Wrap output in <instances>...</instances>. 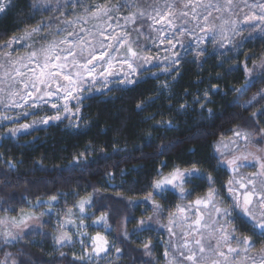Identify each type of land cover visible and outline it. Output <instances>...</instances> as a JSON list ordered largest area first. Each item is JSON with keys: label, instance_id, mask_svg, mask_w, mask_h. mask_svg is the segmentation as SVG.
<instances>
[{"label": "trees", "instance_id": "1", "mask_svg": "<svg viewBox=\"0 0 264 264\" xmlns=\"http://www.w3.org/2000/svg\"><path fill=\"white\" fill-rule=\"evenodd\" d=\"M46 15L38 0H9L0 13V46ZM239 43L236 51L182 54L168 70L139 69L133 84L90 93L76 115L17 137L0 124V264H168L170 253L178 256L169 214L203 198L208 176L216 200L226 199L232 173L223 144L233 130L264 136V35ZM193 167L203 178L185 184L189 195L153 191L174 168ZM25 214L38 218L40 229L6 242L12 230L5 219ZM233 226L251 237L249 250L264 247L247 216L235 215ZM97 234L109 240L107 255L93 253ZM62 237L70 240L58 242Z\"/></svg>", "mask_w": 264, "mask_h": 264}, {"label": "snow or ice", "instance_id": "2", "mask_svg": "<svg viewBox=\"0 0 264 264\" xmlns=\"http://www.w3.org/2000/svg\"><path fill=\"white\" fill-rule=\"evenodd\" d=\"M44 2L48 3L50 0H44ZM74 3L79 4L80 0H74ZM232 4L233 0H225L224 4H214L212 0H173L172 3L164 0L163 4L160 3V0H152L151 3H147V0H145L144 4L141 5L131 3L129 0H123V2H119L118 0L116 4H112L111 0H105L103 4H94L89 8H85L86 16L64 21L65 27L57 28L54 35H58L61 32H65L66 35L62 39H53L51 41L48 40V33L45 32L43 22H41V24L32 27L31 31L25 32L23 37H13L8 43L2 45L3 48H10L13 42L31 39L34 34H41L39 40L35 41L34 44L28 45L30 51L27 55L18 57L16 61V63L21 64L24 71L21 68L15 67V63L12 64V71H5L4 77L10 81L7 85L9 90L17 85L21 86L16 91H10V95L19 96L20 100L24 101L25 104L31 100L32 107H38L41 102L48 103L51 101V98L57 97L65 101L63 111L69 112L70 109L67 101L76 100L79 104L82 102L81 92L90 90V87L95 85L99 77H103L106 82L108 77L115 74L113 61L120 58L121 49L124 51L119 62L127 65L130 73H135L138 67H143L142 64H137L134 67L135 61L151 62L152 58L142 56L141 52L133 47L134 43L139 46V41L131 40V33L126 30L128 24L137 25L145 19L150 20L151 24L148 27L152 32L159 34L161 43L166 41L171 48H174L175 44L173 40L180 43L177 39V33L183 35L191 31L188 28L189 23L195 22V27L200 28L201 31H211L214 26L208 25L207 27H203L201 26V21L207 24L213 10L216 12L230 11ZM258 6L261 8L262 14L257 16L253 13L251 16H246L245 21H264V3ZM5 7L6 5L0 2V12H3ZM122 9H128V14L124 16L114 15L120 13ZM89 19L103 20L107 23V27L94 25L93 28L95 30H90L83 26L88 23ZM113 20L116 21L117 28L123 32V35L118 34L116 28H112L111 22ZM120 20H123L124 24H120ZM177 20L181 21L179 25L176 23ZM227 23L228 21L225 20L224 24ZM235 23V21L232 22L234 30ZM156 25H161V28H156ZM70 26H79V30L73 27V30L68 31L67 29ZM142 26L141 24L140 27H136L134 30L138 34H143L140 30ZM109 28L112 29V33L108 32ZM169 31L171 35H169ZM221 31H223V25H221ZM260 31L264 32V28L260 29ZM237 34H239V31H237ZM149 38L151 39L152 37L149 36ZM40 40H44L46 43L42 44L39 48L35 47V43H39ZM112 41H115V43H112ZM97 43L99 47H97ZM5 55L6 57H11V53H5ZM25 60L28 63H23ZM9 62L11 63L10 59ZM171 62H178L175 54H173ZM0 67H3V65H0ZM258 67L264 69V61ZM246 71L249 75L251 74V70L246 68ZM127 77L128 74L126 73L125 79L127 82L134 83V81ZM86 84L89 85L88 89L84 87ZM3 91L4 89L0 88V92ZM12 106L23 107L22 104L15 101ZM51 106L57 109L58 112L60 111L56 103H52ZM255 115L253 113V116ZM50 119L60 120L61 116L48 117L41 122L46 124ZM22 127L28 128L30 125H22ZM19 130L13 129L12 132L15 134ZM261 131L264 132V130ZM233 135L237 138L233 143L237 141L250 142V133L242 130H233ZM256 143H264V136H261ZM257 151H264V149L258 148ZM249 157L252 158L255 165H258L259 171L247 177V183L243 181L229 182L228 192L232 194L233 198L231 209L216 207L217 192L211 187V176L207 177L209 191L203 198H197L188 206H177L181 216H174L170 219L169 232L173 235L175 234L173 233L172 225L175 224L176 220H180L181 225L187 224V231L184 232V235L186 237L192 236L198 238H193L190 241L184 240L182 244L183 250L177 249L178 256L173 257L170 264H264V249L261 250V254L258 257L247 255L249 249L254 247L251 237H237L234 228L231 232L224 226L217 228L215 227L216 221H213L210 225L205 221L204 215L200 212V206L204 208L212 206L218 215L222 214L224 217H231L232 212L239 209L244 216L249 218L253 226V234L264 236V211H261V218L258 219L253 214L251 208L255 199L256 203L264 209V188L257 190L254 179L255 176L264 175V158L254 153L246 152L240 156H234L233 159L227 161V164L235 171L241 166L239 161H247ZM193 178H203L199 169L195 167L185 170L174 168L167 176H163L154 182L153 191L159 195L166 191L179 189L181 198H184L186 195H189L185 190V184ZM236 183L239 184L240 188L245 189L242 194V201L240 195L236 193L235 188L232 186ZM248 185H251V188ZM52 199H55V197ZM90 203L91 200L81 201L79 204L80 211L83 212L85 205ZM154 210L157 212L161 211V206L155 204ZM190 211L193 212L194 218L186 215ZM104 219V217L100 218L101 221ZM149 220H151V217H149ZM228 222L231 223L230 220ZM146 223L144 220L140 221L142 226ZM20 224H24V221H20V223L13 222L15 227H20ZM202 229L209 231L207 238L204 236ZM3 235L7 242L9 238L12 240L17 239L19 234L13 235L12 232L7 231ZM66 239L70 240L68 237H62L58 242H63ZM233 242L236 245L235 247H233ZM92 247L93 253L99 256L100 253L108 251V241L97 234L92 240ZM144 248L147 251L149 244H145ZM116 251L119 253L121 250L117 248ZM241 254L244 255V259L238 260ZM165 255H168L167 251ZM13 264H15V261H13Z\"/></svg>", "mask_w": 264, "mask_h": 264}, {"label": "rangeland", "instance_id": "3", "mask_svg": "<svg viewBox=\"0 0 264 264\" xmlns=\"http://www.w3.org/2000/svg\"><path fill=\"white\" fill-rule=\"evenodd\" d=\"M8 1L9 0H0V2H3L5 5H7ZM104 2L105 0H80L79 4H75L74 0H50V2L48 3H45L44 0H38V6H41L49 12V15H46L42 20L44 30L46 33H48V40L51 41L53 39H62L63 36L66 35L65 32H61L58 35L54 34L56 33L57 28L65 27L64 21L75 20L77 17L86 16L87 14L84 11L85 8H89L91 5L94 4H103ZM120 2H123V0ZM129 2L141 5L144 4L145 0H129ZM151 2L152 0H147V3ZM163 2L164 0H160L161 4H163ZM168 2L172 3L173 0H168ZM212 2L214 4H224L225 0H212ZM111 3L116 4L117 2L111 0ZM261 3H264V0H233V4L231 6L230 11L216 12L213 10L212 16L209 17V21L207 22V24L201 21V26L203 27H207L208 25L214 26L211 31H201L200 28L195 27V22H191L188 25V28L191 30L189 33H185L183 35L177 33V39L180 41V43H177L176 40H173V43L175 44L174 48H171L166 41L161 43V38L159 37V34L157 32H152L149 29L148 25L151 24L150 20L145 19L137 25L128 24L126 26V30L131 33V40L139 41V46L134 43L133 47L136 48L137 51H140L142 56L152 58L151 62L144 63L143 61H135L134 67L137 64H142L143 67H138L135 73H130L129 69L127 68V65H123L119 62V59L122 58V54L124 51L123 49H121L120 58L113 61L115 74L113 76L108 77L106 82L104 81L103 77H99L95 85H92L90 87V90H86L80 93L82 100L88 94L96 91L107 90L116 87L119 84H133L128 83L125 79L126 73L128 74L127 78L134 81V78L138 73L139 69H171V67L175 66L176 64L171 62L173 54H175V57L178 60L182 54L187 53L202 54L211 50L225 51L228 48H230V51H236L241 47V43L239 42L243 37L264 35V32L260 31V29L264 28V21H245V17L251 16L253 13H255L257 16L262 14V10L258 6ZM128 11V9H122L120 13H116L114 15L124 16L128 14ZM225 20L228 21L227 24H224ZM233 21L236 22L235 30L232 24ZM119 23L124 24V21L120 20ZM176 23L179 25L181 21L177 20ZM111 24L112 28H116L118 34L123 35V32H121L120 29L117 28L115 20H113ZM141 24L143 26L140 28V30L143 34H138L134 29L136 27H140ZM94 25L107 27V23L105 21L95 19H89L88 23L83 26L90 30H95L93 28ZM221 25H223V31H221ZM73 27H75L76 30H79V26H70L67 30L71 31L73 30ZM155 27L161 28V25H156ZM237 31H239V34H237ZM108 32L112 33V29L109 28ZM24 34L19 37H23ZM40 35L41 34L39 33L34 34L31 39L13 42L10 48H3L2 45L0 46V65H3V67H0V88L4 89L3 92H0V124L2 126H6V128L9 129L12 135L15 137L19 136L20 134H24L31 130H34L38 127H45L51 123L63 120L66 117L76 115L79 106L76 100H69L67 101V103L70 111L65 112L63 111V104L65 103V101H63L62 99H58L57 97H53L48 103L41 102L38 107H32L31 100H29L28 103L25 104L24 101L20 100L19 96L10 95V91H16L21 86L17 85L13 89L9 90L7 85L10 83V81L5 79L4 73L5 71H12L13 63H15V67L21 68V70L24 71V69L21 67V64L16 63V61L18 57L27 55V53L30 51L28 45L34 44L35 41L39 40ZM169 35H171L170 31ZM149 36H151L152 38L150 39ZM45 43L46 41L40 40L39 43H35V47L39 48L42 44ZM112 43H115V41H112ZM182 44L183 46H181ZM97 47H99L98 43ZM5 53H11V57H6ZM9 59L11 60V63L9 62ZM23 63L28 62L25 60L23 61ZM97 71H99V69H97ZM17 79H19V77H17ZM84 87L85 89H88L89 85L86 84L84 85ZM14 101L22 104L23 107L12 106ZM52 103H56L58 105L60 109L59 112L57 111V109L52 108ZM55 115H60L61 119H50L46 124L41 122L43 119L53 117ZM22 125H30V127L23 128ZM13 129L20 130L16 131L15 134H13ZM236 139L237 138L234 136L233 138H231L230 141H227L223 144L224 148L222 152L224 153L226 165H228L227 161L233 159L234 156H240L246 152H251L264 158V151H257L259 146L254 145L252 143V141L257 140L256 138L250 137L249 143H245L244 141H237L236 143H233V141H236ZM239 163L241 166L235 171H233V169L230 167V171L232 173V178L230 179V181H243L244 183H247L246 178L254 173H257L259 171V167L258 165H255V162L252 160L251 157H249L247 161L241 160L239 161ZM254 179L257 190H261L262 188H264V175L255 176ZM229 186L230 185L228 184L226 193L227 197L226 199H223L224 202L221 200H215L216 207H219L221 209H231V206L233 204V198L232 194L228 192ZM232 186L235 188L236 193L240 195V199L242 201V194L245 189L240 188L238 183L233 184ZM248 187L251 188V185H248ZM251 208L253 210V214L258 219H260L261 211H264V209H262L260 205L256 203L255 199L253 204L251 205ZM193 211H195V209H193ZM200 212L204 215V219L208 224L211 225L213 221H216L217 223L215 224V227L219 228L221 226H224L229 232H231L233 228L235 229V227L233 226L234 216L238 214L242 215L240 210L237 209L236 211L232 212L231 217H224L222 214L218 215L217 213H215L212 206H209L207 208L200 206ZM186 215L190 218H194L192 211L187 212ZM174 216H181V213L178 211L177 207L173 213L169 214V217L167 219L168 226L170 219ZM229 220L231 221V223L228 222ZM20 221H24V224H20V227H15L13 225L14 221L12 222L5 219V222H7L6 224H9L11 226L10 230H12L13 235L19 234L18 237H21L29 231L39 230L41 227V221L33 215H22V217H20L16 221V223H20ZM25 225H27V227H25ZM172 229L179 239L177 249L180 248L181 250H183L182 244L184 240L187 239L190 241L193 238H198L192 236L186 237L184 235V232L187 231V224L181 225L180 220H176L175 224L172 225ZM202 231L204 232V236L207 238L209 236V231L207 229H202ZM235 235L239 237L236 231ZM100 236L104 237L108 241V250L111 249V246L109 245V240L105 237V235L103 234ZM10 241L13 242L15 240L10 239ZM235 246L236 245L233 242V247ZM262 249H264V247L258 250H249L247 255L252 257H258L261 254ZM107 253L109 252H102L99 254V256L107 255ZM176 256V254L170 253L168 256V264H170V262L173 260V257ZM243 259L244 255L241 254L238 260Z\"/></svg>", "mask_w": 264, "mask_h": 264}]
</instances>
